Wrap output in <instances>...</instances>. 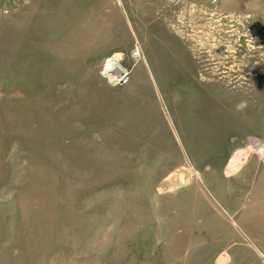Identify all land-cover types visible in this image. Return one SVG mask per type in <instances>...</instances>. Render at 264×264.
Instances as JSON below:
<instances>
[{
  "label": "rangeland",
  "instance_id": "rangeland-1",
  "mask_svg": "<svg viewBox=\"0 0 264 264\" xmlns=\"http://www.w3.org/2000/svg\"><path fill=\"white\" fill-rule=\"evenodd\" d=\"M0 264H264V0H0Z\"/></svg>",
  "mask_w": 264,
  "mask_h": 264
},
{
  "label": "built area",
  "instance_id": "built-area-1",
  "mask_svg": "<svg viewBox=\"0 0 264 264\" xmlns=\"http://www.w3.org/2000/svg\"><path fill=\"white\" fill-rule=\"evenodd\" d=\"M132 57L135 62L143 58L142 50L139 48V46H136V48L132 52ZM101 74L110 83L114 85H123L128 83V81L130 80L131 71L130 69L124 67L119 62V59L114 57L106 61L105 65L102 68ZM254 142H256V139L254 140Z\"/></svg>",
  "mask_w": 264,
  "mask_h": 264
},
{
  "label": "bare ground",
  "instance_id": "bare-ground-1",
  "mask_svg": "<svg viewBox=\"0 0 264 264\" xmlns=\"http://www.w3.org/2000/svg\"><path fill=\"white\" fill-rule=\"evenodd\" d=\"M116 58H118L117 56H115ZM252 140V144L254 145V147L256 149H258V147H260V143H259V140L256 139V142H254L255 139H251Z\"/></svg>",
  "mask_w": 264,
  "mask_h": 264
}]
</instances>
